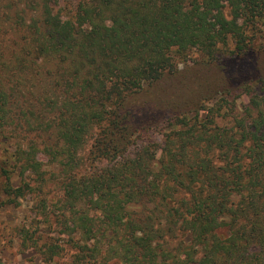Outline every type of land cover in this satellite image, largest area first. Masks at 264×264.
<instances>
[{
  "label": "trees",
  "instance_id": "1",
  "mask_svg": "<svg viewBox=\"0 0 264 264\" xmlns=\"http://www.w3.org/2000/svg\"><path fill=\"white\" fill-rule=\"evenodd\" d=\"M63 2L0 0L7 202L37 192L39 214L80 231L74 264H264V76L231 62L255 57L264 0H79L73 11ZM195 50L222 57L221 81L238 82L247 101L239 107L227 89L210 103L205 85L191 110L132 105L150 84L183 97L174 80L168 95L166 79ZM66 248L39 250L51 261Z\"/></svg>",
  "mask_w": 264,
  "mask_h": 264
},
{
  "label": "rangeland",
  "instance_id": "2",
  "mask_svg": "<svg viewBox=\"0 0 264 264\" xmlns=\"http://www.w3.org/2000/svg\"><path fill=\"white\" fill-rule=\"evenodd\" d=\"M79 0H64L63 5L66 7L65 11H73L76 7V4ZM262 27V26H261ZM262 31L257 35L255 39V53L251 61L247 59L234 60L233 62H241V65H251V68L257 67V71L261 73L260 75L264 76V27L261 28ZM228 48H222V50H227ZM222 57H219L213 62H207L206 57L198 50H195L190 53L186 58L179 59V64L177 66L178 74L176 76H172L168 80L169 89L168 95H172L179 90L184 89L183 97L180 95L173 96V99L168 98L161 93L158 85H146L145 89L137 94L134 98H131L132 105L138 106V109H144V113L146 115L152 114L151 111L155 112L167 111H180V110H191L194 108V104L196 102L195 99L203 96L205 93V85L211 86L210 91H212L211 96L213 99L210 103L217 101L223 94V91L227 89H231L234 91L230 98L235 97L234 99L237 101L239 107L243 102L247 101V96L245 95H237L238 91V82L232 81L229 83L228 80L221 81V79H226V75L224 74L226 70L225 65L228 64L225 62L223 64L220 61ZM229 62V61H228ZM235 68L237 65H233ZM227 67V66H226ZM232 67V68H234ZM220 79V80H218ZM173 80L177 82L176 91L174 92ZM214 80V82H212ZM237 80V79H235ZM210 81L212 83H206ZM171 82V83H170ZM180 83V86L178 84ZM197 84H201L200 89L203 92H199L194 95L196 91ZM183 85V86H182ZM188 88V89H187ZM195 89V90H193ZM193 93V97L192 94ZM235 95V96H234ZM194 96L196 98H194ZM207 97V96H204ZM178 105L179 107H175ZM149 110V111H145ZM176 111V112H177ZM191 114H194L191 113ZM143 116V115H142ZM158 116V115H157ZM163 118V116H161ZM160 117V118H161ZM145 118V117H143ZM156 118V117H155ZM156 121V120H155ZM157 130H152L153 139L159 145L162 143V136ZM14 141L17 139H11L8 141V146L11 150H14ZM10 142H12L10 144ZM6 145V144H5ZM90 144L84 151H81V155H86L88 153V148ZM157 156H160V152L157 151ZM44 157V156H40ZM48 163V162H45ZM106 163V161H98L96 165L102 166ZM56 165V164H55ZM57 166V165H56ZM86 166V165H85ZM45 169H50L52 165H44ZM80 169H83V165L80 166ZM88 169V166H86ZM13 184L19 186L22 184V177L19 175V170L13 175L12 178ZM35 184V183H33ZM54 184H50L51 187V199L56 198V194L58 189L55 188L53 190ZM6 195L2 194L0 191V263L2 264H74L75 258L72 259L73 253H76L77 247L75 246V239L81 238L83 239V235L80 231L74 230L71 226L70 232H62L63 226L56 223L54 225L52 220L49 218H45L41 214H39L38 209L35 207L39 196H37V192H27L24 196L20 197L14 203H8ZM7 202V203H6ZM52 219V218H51ZM58 222V221H57ZM25 227V229L29 230L32 234L31 237L35 240L27 239L20 232V228ZM66 243V251L60 252L57 256H55L51 261H46L43 255H41V251L39 250L40 245L46 242H63ZM74 243V244H73ZM83 243H86L83 241ZM86 249V248H85ZM80 264V263H79Z\"/></svg>",
  "mask_w": 264,
  "mask_h": 264
}]
</instances>
